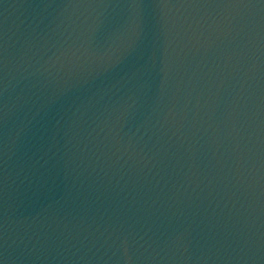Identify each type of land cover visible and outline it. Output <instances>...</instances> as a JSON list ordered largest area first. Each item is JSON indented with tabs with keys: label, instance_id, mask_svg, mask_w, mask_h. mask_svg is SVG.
Listing matches in <instances>:
<instances>
[{
	"label": "water",
	"instance_id": "95a60500",
	"mask_svg": "<svg viewBox=\"0 0 264 264\" xmlns=\"http://www.w3.org/2000/svg\"><path fill=\"white\" fill-rule=\"evenodd\" d=\"M0 264H264V0H0Z\"/></svg>",
	"mask_w": 264,
	"mask_h": 264
}]
</instances>
